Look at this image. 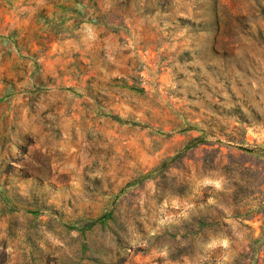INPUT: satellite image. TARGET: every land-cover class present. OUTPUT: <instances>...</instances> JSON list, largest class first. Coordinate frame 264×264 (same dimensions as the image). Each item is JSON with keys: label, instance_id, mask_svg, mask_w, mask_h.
<instances>
[{"label": "rangeland", "instance_id": "obj_1", "mask_svg": "<svg viewBox=\"0 0 264 264\" xmlns=\"http://www.w3.org/2000/svg\"><path fill=\"white\" fill-rule=\"evenodd\" d=\"M0 264H264V0H0Z\"/></svg>", "mask_w": 264, "mask_h": 264}]
</instances>
